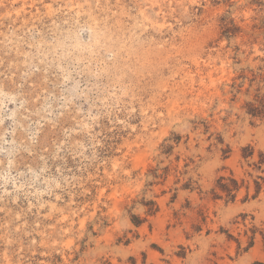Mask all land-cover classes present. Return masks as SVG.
<instances>
[{
	"label": "rangeland",
	"instance_id": "obj_1",
	"mask_svg": "<svg viewBox=\"0 0 264 264\" xmlns=\"http://www.w3.org/2000/svg\"><path fill=\"white\" fill-rule=\"evenodd\" d=\"M0 264H264V0H0Z\"/></svg>",
	"mask_w": 264,
	"mask_h": 264
}]
</instances>
